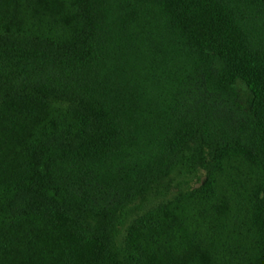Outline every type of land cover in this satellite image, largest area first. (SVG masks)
Here are the masks:
<instances>
[{"label":"trees","instance_id":"obj_1","mask_svg":"<svg viewBox=\"0 0 264 264\" xmlns=\"http://www.w3.org/2000/svg\"><path fill=\"white\" fill-rule=\"evenodd\" d=\"M1 94L0 264H124L118 213L205 148L125 264H264V0H0ZM48 99L68 122L41 137Z\"/></svg>","mask_w":264,"mask_h":264},{"label":"rangeland","instance_id":"obj_2","mask_svg":"<svg viewBox=\"0 0 264 264\" xmlns=\"http://www.w3.org/2000/svg\"><path fill=\"white\" fill-rule=\"evenodd\" d=\"M58 10V5L52 8L49 13H53ZM238 103L246 111L250 110L251 96L248 90L242 85L237 88ZM2 94L0 95V106L2 105ZM70 108L68 102H64L58 99H48V117L45 119L44 125L40 129V133L37 135L44 137L43 131L48 129H57L60 131L67 125L68 120H65V115ZM45 128V129H44ZM50 133H48L49 135ZM36 136V135H35ZM194 151L188 150L184 154V158L180 166L174 170L168 177L160 181L158 184L153 186L151 190L145 195L136 199L133 203L124 207L116 216L110 233L113 237V243L115 252L122 263H129L130 256L127 251V240L129 232L139 219L148 216L152 213L157 212L163 206L176 202L179 198L188 195L205 184L208 176L213 168L214 163V149L205 148L201 153L204 163L201 161H194ZM246 171H248L246 169ZM237 175V173L235 174ZM244 176V175H243ZM243 176L239 182V185L243 182ZM226 185L223 186L227 187ZM222 188V189H223ZM241 188L239 187V190ZM226 196L232 197L231 203L236 199L234 194H231L230 190L226 189ZM240 193L243 191L240 190ZM229 197V196H228ZM227 197V198H228ZM238 201L235 202L234 207L230 208L233 211L232 218H236L238 213ZM234 214V217H233ZM87 225L92 231L97 229V224L90 219H87ZM240 238V237H239Z\"/></svg>","mask_w":264,"mask_h":264}]
</instances>
